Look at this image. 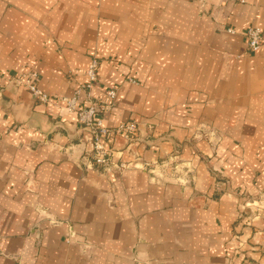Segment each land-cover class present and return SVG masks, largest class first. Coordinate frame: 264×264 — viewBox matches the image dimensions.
<instances>
[{"label":"crops","instance_id":"obj_1","mask_svg":"<svg viewBox=\"0 0 264 264\" xmlns=\"http://www.w3.org/2000/svg\"><path fill=\"white\" fill-rule=\"evenodd\" d=\"M253 26L264 31V0H0V264H264ZM93 60V99L116 90L104 125L151 123L162 140L134 156L113 138L144 169L86 166L76 115L12 83L33 70L42 91L69 97ZM174 154L183 171L154 180L145 165Z\"/></svg>","mask_w":264,"mask_h":264},{"label":"built area","instance_id":"obj_2","mask_svg":"<svg viewBox=\"0 0 264 264\" xmlns=\"http://www.w3.org/2000/svg\"><path fill=\"white\" fill-rule=\"evenodd\" d=\"M229 34H235L232 28L227 29ZM247 49L252 53L258 52L264 46V31L259 27H250L246 32ZM99 63L93 60L87 71V80L76 86L69 97L50 96L40 89V76L35 71H26L19 74L14 81L25 88L40 105L56 104L64 105V109L77 116L78 124L89 131L90 138L85 143L89 146L87 153L82 157V162L87 166H95L103 172H122L130 169L133 165L116 161L115 154L109 147V143L116 135H122L128 142L138 139V125L135 122H128L119 125L115 129H110L104 125L103 118L99 117L100 110H107L104 103L93 99L92 90L98 82L97 71ZM135 83L134 80H130ZM116 98V90L112 89L108 93V101L111 103ZM108 105L107 108H110ZM146 164L145 167H150ZM134 168H139L135 165ZM177 167H175L176 169ZM144 169V168H143Z\"/></svg>","mask_w":264,"mask_h":264},{"label":"rangeland","instance_id":"obj_3","mask_svg":"<svg viewBox=\"0 0 264 264\" xmlns=\"http://www.w3.org/2000/svg\"><path fill=\"white\" fill-rule=\"evenodd\" d=\"M202 3H204L206 0H200ZM99 63V62H98ZM26 71H32V70H26ZM24 71V72H26ZM23 73V72H22ZM21 74V73H20ZM19 75V74H18ZM17 75V76H18ZM13 77L12 78V83H14L16 86L18 87H21L19 86L15 81L14 79L17 77ZM39 104V103H38ZM108 105H111L110 108H107ZM104 106L106 107L107 110H100V111H109L110 109H112L114 107V101L113 102H104ZM77 117V116H76ZM128 122H135L137 123L138 125V139L134 142H128L124 137H122V135H116V136H120L122 137L125 141H126V147L124 150L128 151L130 154H133L135 156V152L134 150L131 148L132 146H137V145H140V144H143L147 147H155L160 141V139H151V137L154 136V125L151 124V123H147L145 127V129H143L141 126L140 123H138L137 121H125V122H122L120 123L119 125L123 124V123H128ZM78 123V122H77ZM79 125V124H78ZM118 125V126H119ZM80 126V125H79ZM118 126L114 127V128H110V129H115L117 128ZM81 127V126H80ZM82 129L85 130V128L81 127ZM86 131V130H85ZM86 132H89V131H86ZM115 136V137H116ZM114 137V138H115ZM199 137V136H198ZM113 140V139H112ZM111 140V142H112ZM109 147L110 149L112 150V152L115 154V159L116 161L119 160L117 157H118V151H116L113 147H111V144L109 143ZM121 161V160H119ZM121 162H124V163H127V164H132L133 166L130 168V169H143V168H140V166L142 165L139 161L137 162H125V161H121ZM149 164V163H148ZM135 165H138L139 168H134ZM152 166L150 168H152L154 175L156 171H159L160 172V175H156L153 176L154 180H166V178H168L169 180L170 179H174L176 178V176L181 172L183 171V168H182V161H181V158H180V155L179 154H174V155H169L168 157L164 158V159H161V160H158V161H155L154 163L151 164ZM181 165V167H180ZM175 167H177L175 169ZM129 170V169H127ZM127 170L125 171H122V172H117V171H112L111 173H114V172H117L119 174H123L124 172H126ZM101 172L105 175H108V174H111V173H105L101 170ZM165 177V178H163ZM255 207H256V212H259L261 211L262 213H264V195L261 196L260 199H256L255 200Z\"/></svg>","mask_w":264,"mask_h":264},{"label":"water","instance_id":"obj_4","mask_svg":"<svg viewBox=\"0 0 264 264\" xmlns=\"http://www.w3.org/2000/svg\"><path fill=\"white\" fill-rule=\"evenodd\" d=\"M30 94V93H29ZM31 95V94H30ZM32 96V95H31ZM4 99V93H0V102ZM34 99V98H33ZM34 101L36 102V100L34 99Z\"/></svg>","mask_w":264,"mask_h":264}]
</instances>
